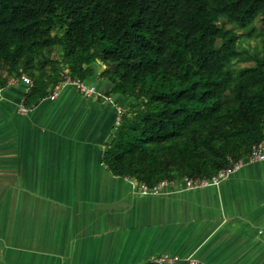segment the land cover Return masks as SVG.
<instances>
[{"label":"trees","instance_id":"trees-1","mask_svg":"<svg viewBox=\"0 0 264 264\" xmlns=\"http://www.w3.org/2000/svg\"><path fill=\"white\" fill-rule=\"evenodd\" d=\"M98 63L129 100L115 175L212 177L264 138V0H0V88L29 77L26 107Z\"/></svg>","mask_w":264,"mask_h":264},{"label":"crops","instance_id":"crops-1","mask_svg":"<svg viewBox=\"0 0 264 264\" xmlns=\"http://www.w3.org/2000/svg\"><path fill=\"white\" fill-rule=\"evenodd\" d=\"M94 67L86 82L101 97L63 83L26 107L24 79L0 88V264H144L166 253L264 264V160L219 185L179 179L144 193L103 161L129 100Z\"/></svg>","mask_w":264,"mask_h":264},{"label":"built area","instance_id":"built-area-1","mask_svg":"<svg viewBox=\"0 0 264 264\" xmlns=\"http://www.w3.org/2000/svg\"><path fill=\"white\" fill-rule=\"evenodd\" d=\"M23 79L30 84L31 80L27 76H23ZM64 83H71L73 84L78 90H80L83 94L87 96L91 95H100L101 93L98 91L97 87L95 85L89 84L86 81L81 80H70ZM55 94V92L53 93ZM27 111L26 107H23L21 109V113H24ZM264 160V138L253 145L250 153L235 161L230 166L224 167L220 169L216 174H214L212 177H204V178H193V177H186L182 179L186 187L188 188H195V187H202V186H210V185H219V183L228 177L231 173L236 171L238 168H240L243 164L247 162H255V161H262ZM171 181L162 180L157 185L153 187H149L145 184L140 185L141 189L144 193H158L162 190V188L169 184ZM155 264H205L204 262L200 261L199 259L195 257H187L186 259H181L178 256L171 255V254H163L159 255L157 257H154L152 260Z\"/></svg>","mask_w":264,"mask_h":264}]
</instances>
